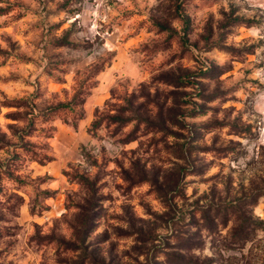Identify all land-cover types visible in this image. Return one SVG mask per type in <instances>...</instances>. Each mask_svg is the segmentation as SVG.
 Listing matches in <instances>:
<instances>
[{
  "label": "rangeland",
  "instance_id": "rangeland-1",
  "mask_svg": "<svg viewBox=\"0 0 264 264\" xmlns=\"http://www.w3.org/2000/svg\"><path fill=\"white\" fill-rule=\"evenodd\" d=\"M0 264H264V0H0Z\"/></svg>",
  "mask_w": 264,
  "mask_h": 264
}]
</instances>
